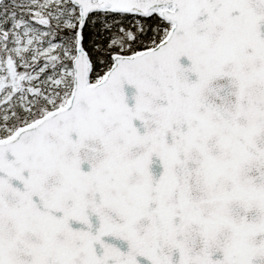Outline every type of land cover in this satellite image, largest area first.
<instances>
[{
	"label": "snow or ice",
	"instance_id": "6c2138e0",
	"mask_svg": "<svg viewBox=\"0 0 264 264\" xmlns=\"http://www.w3.org/2000/svg\"><path fill=\"white\" fill-rule=\"evenodd\" d=\"M0 264H264V0H0Z\"/></svg>",
	"mask_w": 264,
	"mask_h": 264
}]
</instances>
